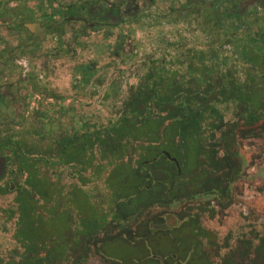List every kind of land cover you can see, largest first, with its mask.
<instances>
[{
  "label": "trees",
  "instance_id": "1",
  "mask_svg": "<svg viewBox=\"0 0 264 264\" xmlns=\"http://www.w3.org/2000/svg\"><path fill=\"white\" fill-rule=\"evenodd\" d=\"M216 33L223 36V41L238 45L237 34ZM210 51L187 49L181 55L184 61L180 63L181 67L186 64L184 73L171 69L166 61L161 65L152 60L146 73L131 88L116 120L110 121L99 132L86 128L85 134L75 141L72 142L71 136L66 138L69 142L55 146L53 162L82 165L81 171L92 168L93 156L99 149L103 156L100 161L110 165L105 184L112 192L113 206L107 215H97L96 209L88 205L81 209L84 217L81 216L80 223L78 218V231L71 229L72 224L65 222L63 211L52 215L51 210L46 209L50 198L46 183L36 180L31 173L29 182L34 186L37 199L21 193L15 201V209L7 211L8 219L16 218L15 238L26 246L29 254L22 264L64 263L71 258L65 231H73L71 238L76 241L79 236H85L90 246L93 240L97 241L98 232L103 231L108 216L118 235L112 240H103L100 251L98 248L94 252L101 254L109 264H212L211 247L215 244L201 226L198 211L192 213L193 208L189 207L187 212L181 213V222L170 230L160 228L163 223L157 219L159 216H155V222L145 219L156 207H171L175 202H190L206 195L205 187L200 192L195 190L191 173L198 162L212 159L208 142L216 132H222L227 105H260L261 118L264 117V94L261 97L248 94V91L259 89L258 85L254 81H242L233 68L219 70L213 62L218 55ZM260 52L256 57L263 59L264 49ZM174 60L176 64L179 62L177 58ZM261 85L260 90H264V80ZM232 144H235L234 135ZM33 147L37 157H29L28 161H52L47 157L51 147ZM164 152L178 160L180 171ZM126 153L137 156L134 158ZM236 164L237 160L230 159V169L233 170ZM103 169L102 165L95 166L94 172L100 176ZM34 180L39 184L36 185ZM88 180L81 178L83 184ZM82 192L75 187L71 197L84 205ZM200 211H207L212 216L214 210L200 207ZM47 212L50 218H46ZM138 224V229L133 231L132 226ZM89 246L75 264L87 261ZM243 246L247 254L250 247L253 248L252 242ZM37 248H47L43 257L36 255ZM256 255L264 262V239H261ZM227 259L228 256H223L220 264H230ZM249 259L246 257L247 261Z\"/></svg>",
  "mask_w": 264,
  "mask_h": 264
},
{
  "label": "rangeland",
  "instance_id": "2",
  "mask_svg": "<svg viewBox=\"0 0 264 264\" xmlns=\"http://www.w3.org/2000/svg\"><path fill=\"white\" fill-rule=\"evenodd\" d=\"M207 3L208 1H205V4ZM208 4L210 5V2ZM201 5H203L201 2L193 4L186 0L177 1L172 5L168 0H162L150 10L148 17H139L134 23L119 27L111 34H99L96 37V46L101 51L93 56L96 65L91 66L90 71L85 73V81L79 84L76 81L73 82L75 89H79L80 92L75 93L72 86L70 88H66L65 85L57 86L54 88L58 91L56 93L65 97L62 103H59L47 97L51 92L48 87H43L41 92L30 96L29 106L31 108L40 106L44 109L53 107L51 114L55 116L57 113L53 110L59 105L69 106L73 112L68 117H61L63 124H69L70 121L80 118L87 126H95L92 128L95 129L94 132H99L110 121L116 120L131 88L137 85L152 60H156L161 65H165L164 61H166L171 69L184 73L186 64L181 67L180 63L184 61L181 55L187 49L214 51L219 58L215 60L219 70L233 68L238 72L240 79L245 80L241 65L235 62L236 59L244 57L243 52L225 40L218 41L220 45L212 48V44L217 43L214 41L219 35L216 33L217 30L211 27L212 24L207 23L205 13L199 8ZM118 47L121 49L117 50ZM175 58L179 59L177 64L174 63ZM228 61L229 65L224 67ZM256 81L262 80L257 78ZM237 105L230 103L225 107V123L221 128L222 132H216L214 138H210L208 142L213 152L212 163H217L214 165L216 169L220 168V164L225 159L236 162L237 155L234 152L240 156L242 170L240 176L230 184L228 206L222 207L225 200L198 196L193 201H187L188 203L175 202L171 207H156L150 210L149 216L145 219H153L154 222L159 219L163 223L160 228L170 230L181 222V213L187 212L188 208L192 207V213L199 212L201 226L209 232L211 241L215 244L211 247L213 249L212 264L222 263V257L225 255L228 256L227 261L230 264H264L263 260L258 259L256 255L261 246V239H264V117L256 124L249 125L241 118L245 113L244 108L241 107L244 104ZM221 108L223 109V106ZM71 125H74L73 122ZM233 135L235 144L232 146ZM95 153L94 164L87 171H81L82 165L79 167L77 164L65 166L53 161H47V163L34 161L40 172L45 174L55 187L52 200L46 204V209L51 210V214L63 211L64 218L72 224L71 229H77V231L81 209H86L89 205L94 207L100 215H107L113 206L112 192L105 184L110 165L106 161H100L103 156L99 154V149ZM126 154L133 155L134 158L135 155L137 156L132 153ZM104 159L108 158L104 157ZM100 165L104 169L102 174L97 176L94 167ZM10 178L9 174L6 175L0 181V187H3ZM81 178H89V180L82 184ZM77 186H80L83 191L81 194L86 202L84 205L76 203L70 196L73 188ZM15 196V192L0 193L2 264L11 261L14 264H22L25 257L29 255L26 246L21 245L15 238L16 218L10 220L6 215L8 207H15ZM200 207L213 209V217L207 211L201 212ZM48 213L46 218L51 216ZM155 216L159 218L155 219ZM140 224L133 225L132 230L136 231ZM69 231L70 229L66 232V238H68V253L71 258L60 264H75V260L84 254L89 246L85 236H79L76 241L71 238L73 231ZM117 235L113 220L108 216L103 231L97 235V241L93 240L88 248L87 261L79 264H109L103 260L101 254L95 252L103 240L112 239ZM126 239L128 240L129 237ZM250 242L253 248L250 247L251 251L247 254L243 245ZM94 243H97V246ZM45 249L37 248L36 255L43 257ZM246 257L250 259L247 261Z\"/></svg>",
  "mask_w": 264,
  "mask_h": 264
},
{
  "label": "flooded vegetation",
  "instance_id": "3",
  "mask_svg": "<svg viewBox=\"0 0 264 264\" xmlns=\"http://www.w3.org/2000/svg\"><path fill=\"white\" fill-rule=\"evenodd\" d=\"M159 1L162 0H0V160L4 162V168L0 167V181L8 174L11 176L0 187V193L15 192L14 201L21 193L27 198L37 199L34 186L29 182L33 173L36 180L46 183L51 202L55 187L40 172L34 160L28 161L29 157H37V150L33 146L51 147L47 157L53 161L56 145L69 142L66 138L71 136L73 142L85 134L86 128L95 126H87L80 118L63 124L61 117H68L73 112L72 108L59 105L53 110L57 113L55 116L51 114L53 107L31 108L30 96L48 87L51 93L47 97L62 103L65 97L56 93L58 91L54 88L61 85L70 88L74 87L75 81L78 84L85 81V73L96 65L93 56L101 51L96 46V37L111 34L119 27L134 23L139 17H148ZM168 1L173 5L180 0ZM186 1L203 3L199 8L212 24L211 27L218 32L237 34V47L244 57L235 62L243 69L242 74L246 77L243 81H254L258 85L259 89L248 91V94L261 97L264 94V90H260L264 80V58L256 55L264 49V0ZM222 38L218 36L212 48L220 45L218 43ZM216 59L219 58L213 59V62L217 65ZM228 65L229 61L224 67ZM257 78L262 81H256ZM74 92L80 91L74 87ZM241 107L244 108L245 113L241 118L245 123L251 125L261 120L260 105ZM72 122L74 125H71ZM26 151L33 153L27 154ZM239 158L237 154V164L231 171L230 159H225L219 169L214 168L217 163H212L213 155L207 162H198L191 174L195 190L200 192L204 187L206 189V195L199 197L225 200L222 207L226 208L230 202V184L241 174ZM36 180L34 183L38 185ZM15 207H8L6 215L8 210ZM81 216L84 217L83 212ZM65 222L68 223V220L65 219ZM66 232L68 230L65 235ZM65 242L68 251V238H65ZM152 256L156 257L157 254L152 253Z\"/></svg>",
  "mask_w": 264,
  "mask_h": 264
},
{
  "label": "water",
  "instance_id": "4",
  "mask_svg": "<svg viewBox=\"0 0 264 264\" xmlns=\"http://www.w3.org/2000/svg\"><path fill=\"white\" fill-rule=\"evenodd\" d=\"M164 153L167 155V157L169 158V160L173 161L176 164L178 170L180 171L181 169H180V165H179L178 160L176 158L172 157L169 153H167V152H164ZM0 161H1L0 162V167L4 168L3 167V165H4L3 160H0Z\"/></svg>",
  "mask_w": 264,
  "mask_h": 264
}]
</instances>
